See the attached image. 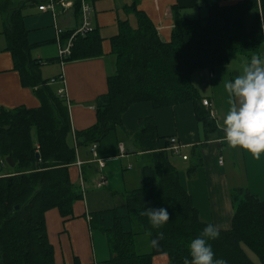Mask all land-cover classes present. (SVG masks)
Returning <instances> with one entry per match:
<instances>
[{
  "label": "trees",
  "instance_id": "1",
  "mask_svg": "<svg viewBox=\"0 0 264 264\" xmlns=\"http://www.w3.org/2000/svg\"><path fill=\"white\" fill-rule=\"evenodd\" d=\"M74 6L80 12L79 3ZM9 7L10 0H4L2 9ZM131 8L137 25L122 21L111 39L116 70L108 76L107 92L97 98V121L74 131V145L66 100L49 79L41 78L40 62L30 55L33 44L27 41L23 14L10 7L7 48L14 54L22 85L34 88L40 105L0 108V264H56L45 212L56 207L62 216L72 215L73 203L83 197L81 187L69 176L77 148L99 144L123 124L122 115L132 104L147 101L162 108L191 101L197 120L207 134L214 135L217 125L192 82L193 74L225 65L236 54L247 60L264 55V0L218 1L196 18L182 16L174 7L169 41L159 37L144 12ZM73 31H65L64 37ZM100 41L94 29L78 34L65 60L102 54ZM131 133L147 159L140 167L141 185L127 191L122 203L92 212L90 224L107 235L112 254L107 264H151L158 253H167L170 264H184L191 259L189 241L204 226L214 224L200 217L182 185L171 161L174 153L166 149L171 137H158L154 116L139 119ZM232 199L231 227L217 228L218 237L209 241L214 259L222 258L225 264H264V200L241 188ZM160 207L167 209L169 221L154 229L141 213ZM138 234L148 235V252L137 249Z\"/></svg>",
  "mask_w": 264,
  "mask_h": 264
},
{
  "label": "crops",
  "instance_id": "2",
  "mask_svg": "<svg viewBox=\"0 0 264 264\" xmlns=\"http://www.w3.org/2000/svg\"><path fill=\"white\" fill-rule=\"evenodd\" d=\"M3 1L0 0V108L19 105L36 108L40 105L34 88L22 85L14 54L7 48L5 29L11 7L23 14L26 38L33 44L30 55L40 62L41 78H54L55 82L50 83L57 93L65 87L64 98L72 127L70 138L75 145L74 131L83 130L97 121V98L107 92L108 76L116 70L111 39L118 34L122 21L137 25L131 7L144 12L159 37L169 41L174 28V7H178L182 16L196 18L194 15L208 10L210 4L238 0H90L92 23L101 38L102 54L63 62L58 52L57 28L63 30L61 40L65 44L68 39L64 37L65 31H72L81 24L77 7L58 6L53 14L50 10L39 9L46 0H10V7L5 11ZM247 61L245 56L236 54L227 64L212 71H197L192 76L201 98L211 102L212 118L217 125L214 135L207 134L202 122L197 120L191 101L162 108H154L150 102L142 101L132 104L124 112L123 124L116 126L96 145L95 153L91 151V145L77 148L76 161L69 166V176L81 187L83 197L73 203L70 216H62L56 207L45 212L48 240L53 246L56 264L108 263L112 254L107 235L91 226L90 215L122 203L127 191L141 185L139 168L147 159L131 132L137 129L138 120L146 116H154L158 137H176L182 144L181 153L187 158L174 154L171 161L203 220L220 229L230 228L234 213L232 193L239 188L264 200V152L256 159L247 151L230 148L222 132L224 114L230 103L223 85L239 74L242 63ZM220 157L222 162H219ZM98 159L103 160V166ZM135 160L140 162L138 169ZM192 166L195 169L190 171ZM102 176L105 183L97 186ZM146 237L145 234L136 237L137 249L138 246L145 247L144 252L150 250L149 237ZM151 260V264H170L167 253L155 254Z\"/></svg>",
  "mask_w": 264,
  "mask_h": 264
},
{
  "label": "clouds",
  "instance_id": "3",
  "mask_svg": "<svg viewBox=\"0 0 264 264\" xmlns=\"http://www.w3.org/2000/svg\"><path fill=\"white\" fill-rule=\"evenodd\" d=\"M230 103L223 119V138L230 148L249 152L259 159L264 152V55H252L242 63L240 73L223 85ZM234 101V102H232ZM145 215L154 229L169 221L166 208H145ZM215 225L208 224L188 243L190 261L184 264H225L222 258L214 259L209 241L218 237ZM152 244L156 241L152 240Z\"/></svg>",
  "mask_w": 264,
  "mask_h": 264
},
{
  "label": "built area",
  "instance_id": "4",
  "mask_svg": "<svg viewBox=\"0 0 264 264\" xmlns=\"http://www.w3.org/2000/svg\"><path fill=\"white\" fill-rule=\"evenodd\" d=\"M77 2L79 3V8H80V15H81V24L74 29V31L71 33V35L68 37L67 42L64 44L61 40V34L63 33L62 29L57 28V36L56 40L58 43V52H59V57L61 61L63 62L65 58L68 57L71 53V48L74 43V39L78 34H86L89 31H92L94 29V25L92 23V12L93 8L90 3V0H46L45 3L42 5H39V9H44V10H50L53 14L57 11V7H68L71 5H74V3ZM61 80H63V77H60ZM50 82H55V79L52 78ZM65 87H61L58 90V94L65 97ZM203 104L209 108L210 115L213 116L214 112L210 108L211 102L209 99L204 98L202 100ZM170 144L167 147V149L171 150L174 154L180 155L183 159L187 158V155H184L181 153L182 149V144L177 140L176 137H171L169 139ZM97 144H92L91 145V151L95 153V148ZM122 148V146H121ZM99 163L101 166L104 165V162L102 159H98ZM222 157L219 158V162H222ZM80 163V161H78ZM105 183V178L102 176L98 181H97V186H102Z\"/></svg>",
  "mask_w": 264,
  "mask_h": 264
},
{
  "label": "rangeland",
  "instance_id": "5",
  "mask_svg": "<svg viewBox=\"0 0 264 264\" xmlns=\"http://www.w3.org/2000/svg\"><path fill=\"white\" fill-rule=\"evenodd\" d=\"M207 9H205V10H203L202 11V13H200V15L199 14H196V15H194V16H196V17H200V16H203L205 13H207ZM135 164H136V168L138 169L139 168V164H140V162H138V160L136 161L135 160ZM140 169V168H139ZM146 239H148V237H146ZM138 250L140 251V252H144V250H146V248L145 247H140V246H138ZM252 253V252H251ZM252 255H253V253H252ZM254 256V255H253ZM254 258V257H253Z\"/></svg>",
  "mask_w": 264,
  "mask_h": 264
},
{
  "label": "water",
  "instance_id": "6",
  "mask_svg": "<svg viewBox=\"0 0 264 264\" xmlns=\"http://www.w3.org/2000/svg\"><path fill=\"white\" fill-rule=\"evenodd\" d=\"M6 160H7V162H8L11 166L14 165V162L11 160L10 157H7ZM17 207H18V206H17Z\"/></svg>",
  "mask_w": 264,
  "mask_h": 264
}]
</instances>
